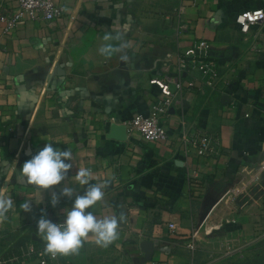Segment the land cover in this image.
I'll return each mask as SVG.
<instances>
[{"label":"crops","instance_id":"crops-1","mask_svg":"<svg viewBox=\"0 0 264 264\" xmlns=\"http://www.w3.org/2000/svg\"><path fill=\"white\" fill-rule=\"evenodd\" d=\"M56 20H23L13 33L0 22V198L13 207L0 220V258L28 242L44 243L42 214L64 219L79 185L75 173L90 169V184L104 185L90 211L118 219L107 247L89 234L71 264H93L106 251L126 264H212L264 242V22L247 34L236 16L264 8V0H58ZM112 34L119 48L100 54ZM211 44L223 82L205 94L186 90L182 106L169 109V142L145 141L137 132L111 138L112 124L148 113L161 96L150 81L172 72L193 43ZM228 95L230 101L222 99ZM192 135L211 138L209 156L187 159L178 139L181 120ZM45 143L72 152L60 185L42 189L21 175L23 163ZM64 187L73 198L61 196ZM59 196L53 207L52 194ZM31 203L25 212L22 203ZM35 233L42 241L33 240ZM153 242L149 260L141 242Z\"/></svg>","mask_w":264,"mask_h":264},{"label":"built area","instance_id":"built-area-1","mask_svg":"<svg viewBox=\"0 0 264 264\" xmlns=\"http://www.w3.org/2000/svg\"><path fill=\"white\" fill-rule=\"evenodd\" d=\"M65 12L58 0H0V22L5 33H13L23 20H56ZM242 33H249L253 25L264 22V8L247 9L236 16ZM252 49L264 53V38L261 43L254 41ZM161 77L151 79L159 87L161 96L151 105L148 113H137L124 123L128 133L137 132L145 141L169 142L167 125L169 109L173 105L182 106L186 90L203 94L218 90L223 82L220 64L211 58V44L205 39L193 43L180 56L176 70L169 65L162 68ZM182 128L178 135L187 159L192 156H209L211 138L203 131L195 135L188 129V122L182 118ZM60 220L58 222H61ZM45 243L28 242L11 248L0 258V264H71L57 254L53 257L44 251Z\"/></svg>","mask_w":264,"mask_h":264},{"label":"clouds","instance_id":"clouds-1","mask_svg":"<svg viewBox=\"0 0 264 264\" xmlns=\"http://www.w3.org/2000/svg\"><path fill=\"white\" fill-rule=\"evenodd\" d=\"M112 34H106L104 40L111 41ZM119 48L112 43H105L100 47L99 52L105 57H110ZM72 152L60 149L53 143H45L43 147L27 159L21 167V175L25 177L28 184L36 185L42 189H50L60 185L68 176L72 164ZM92 173L86 167L80 168L75 173V179L79 185H87L83 194L74 196V189L64 187L60 192L61 196L73 198L72 206L66 211L61 222H54L47 218L46 213L42 214L36 222L37 235L45 243L44 251L55 257L57 254L67 255L79 250L89 234L96 237L95 243L102 247H107L117 239L118 219L115 216L98 218L89 209L100 201L104 192L101 184H90ZM55 207L59 203V196L52 194L50 201ZM13 207L11 199L0 198V220L5 218V214ZM25 212L31 211V203L25 201L20 205Z\"/></svg>","mask_w":264,"mask_h":264},{"label":"rangeland","instance_id":"rangeland-1","mask_svg":"<svg viewBox=\"0 0 264 264\" xmlns=\"http://www.w3.org/2000/svg\"><path fill=\"white\" fill-rule=\"evenodd\" d=\"M93 264H126L122 256L106 251L97 256ZM212 264H264V242L248 247L241 253H225L220 255Z\"/></svg>","mask_w":264,"mask_h":264},{"label":"water","instance_id":"water-1","mask_svg":"<svg viewBox=\"0 0 264 264\" xmlns=\"http://www.w3.org/2000/svg\"><path fill=\"white\" fill-rule=\"evenodd\" d=\"M222 99L225 101H230V97L228 95H223ZM128 135V129L126 125H119V124H112L111 131H110V137L115 138L118 140L126 139ZM32 238L35 241L41 242L42 240L35 234H32ZM141 249L142 252L145 254V260L151 259L153 252H154V246L153 242L150 240H145L141 242Z\"/></svg>","mask_w":264,"mask_h":264}]
</instances>
